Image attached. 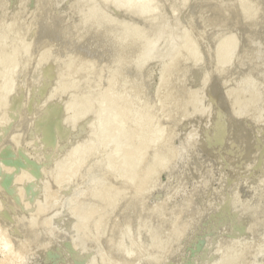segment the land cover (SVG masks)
Wrapping results in <instances>:
<instances>
[{
  "label": "rangeland",
  "instance_id": "rangeland-1",
  "mask_svg": "<svg viewBox=\"0 0 264 264\" xmlns=\"http://www.w3.org/2000/svg\"><path fill=\"white\" fill-rule=\"evenodd\" d=\"M146 1L0 0V65H2L0 66V264H93V261H99L101 264H264V0H151L149 3L148 0ZM141 2H145L144 4H147L146 7L151 5L152 10L148 9L150 6L146 9L143 4L140 8L145 7V12L143 11L140 15H134L132 12L135 11L138 5H141ZM83 5L86 8L81 9ZM137 16L138 19L136 18ZM104 17H108L109 20L100 22L99 19ZM135 25H137L136 28ZM151 29H154L155 32L154 30L151 31ZM126 30L133 32L134 35L128 32L125 33ZM114 31L121 32L116 39H114L115 37L107 38ZM123 31L124 33H122ZM134 31L135 33L137 31V34ZM139 31L141 34L138 33ZM97 35L98 37H96ZM131 35L140 36L133 37L136 39L134 41L133 38L131 39ZM228 37H233L230 44L226 42ZM97 38L99 39L97 42H102V44L95 49V52L89 51V44L94 45ZM129 43L130 45L128 46ZM151 43L153 45H150ZM231 43L233 44L231 45ZM148 46L154 48V50L147 49L150 54L146 52L147 54L139 57L138 60L134 58L136 63L133 56L139 54L142 49H146ZM123 47L126 48L124 49ZM122 49L124 51L128 50V52L125 51V56L129 58L122 55L124 58L120 59V51H123ZM43 56L49 63H43L45 62ZM89 58L92 59L90 60ZM124 59H129V61ZM63 61L65 62L63 63ZM82 61L83 65L87 64L88 61L84 68L94 67L96 69H88L90 72L86 71L87 73H85L84 68V73L82 69L79 71L77 67L79 69L83 67ZM78 62L79 65H75ZM17 63L18 65L22 63L24 65V67L22 65L23 69ZM40 63L42 66L45 65V71H43L42 66H38ZM67 64H69V68H67ZM134 64L136 67L133 66ZM88 65L90 66L87 67ZM36 66L39 68L38 72L40 73H38V80L34 83V78L37 79V73L34 72L37 70ZM54 66H57L55 67L57 71L53 69ZM60 67H62L61 72L58 71ZM12 68L13 74L11 73ZM75 68L78 73H74ZM15 69L16 71L14 72ZM22 70H24L23 73ZM42 71L45 73L44 75L48 74L50 80L54 76V80L59 79V82L61 83L62 81V83L59 84L58 81L50 82L47 77L44 78ZM63 71L65 72L64 76ZM115 71L117 74L114 73ZM16 73L17 76H14ZM41 73L43 80L46 79L49 84L53 82V86L50 85L52 88L48 86L47 88V82L44 85L41 82L38 84L40 85V87L38 86V91H36L39 94L40 90V95L38 96L36 92L33 94V91L34 88L36 90L37 83L41 80ZM89 74L90 77L88 78ZM83 77H86V80L89 79L88 82L85 80L84 86L83 81L85 78ZM109 77H113L110 82ZM76 79L78 81L75 82ZM174 82L176 86V83H178L180 90L177 92L178 94L180 93V96H177V98H175V94V97L172 96ZM9 83L14 87L11 90L8 87V85H11ZM56 84H58V88L60 85L59 91ZM66 84H68V87L65 86ZM42 85L47 89H43ZM75 85L80 90L79 94L78 92L76 93ZM176 86L175 88H177ZM19 87L21 89L20 92ZM84 87L85 89L90 88L91 90L89 91L93 93L84 90ZM49 88L50 90L52 89L51 92L56 90L55 94L48 92ZM16 89L18 90L16 91ZM13 90L15 95H17L14 99H12L15 96ZM60 90L63 93H60ZM71 90H75L74 93ZM9 92L10 95L8 94ZM45 92L51 97H43L42 93L44 94ZM67 92L68 94L65 95ZM107 92L110 94H107ZM118 92L122 95L120 96ZM135 93L136 95H134ZM105 94L106 96H104ZM30 95H33V98ZM87 96H90L89 100ZM107 96L114 98H108ZM169 96H172V98ZM45 98H47L46 102L44 101ZM116 98H120L119 108H122L124 102L128 101V105L127 103L126 105L130 108L129 111H127L126 106L124 107L125 111L129 112V116L127 117L126 112H124L123 117L125 115L129 121L125 117L122 121L123 123L125 120L127 121L125 122L126 126L129 123V130L132 127L134 131L133 121H135V124L137 122L139 125L137 128L135 127L134 132H137L138 127L142 123L144 131L146 125L149 126L147 130H149L150 138L162 133L158 140L155 139V141L153 139L151 141L152 144H149L151 142L149 138H146L148 133L146 134L147 131L143 132V128L141 132L139 131L140 136L144 133L145 137L142 136V140L139 135H137L139 140H137L138 137L136 135L134 138L132 130L133 135H131V138L128 134L129 139H132V137L133 139L130 141L126 138L128 140L127 143L143 141L146 146L145 149L144 144L141 142L143 145L141 153L144 150L146 151L143 153V157L140 154L139 159L141 157V161H137L138 166H135L137 169L134 167V170H132V178L135 180L131 178V172H122L124 168L117 166L115 162L113 163V168L109 165V168L115 169V173L118 170L117 174L113 173L112 170L113 175L109 171L104 173L101 171L104 166L102 167L103 163L101 164L100 162L102 159H99L100 165L95 162L98 160L97 157L94 160H85L86 163H80L83 152L86 154L90 150L89 147L93 151L92 155L97 152L98 147L96 152H94L95 147L93 145L79 146L77 149L79 151L77 152L83 151L81 152L82 155L80 154L81 159L80 155H78L79 153L73 155L74 152L70 157L68 149L71 148L73 142L75 143L78 140L74 136L77 133V129H70L69 132L68 128L65 130L68 132L67 134L65 132L59 135L60 128L62 129L61 125L64 126L66 124L64 122L70 118L69 116L72 117L73 114L84 115L83 118L85 120H82V123L88 121L87 119L90 117L89 122L104 123L106 118H109L110 110L115 109L118 103L116 101L114 105L113 101ZM23 99H25L24 102ZM56 99L60 101L56 102L57 105L53 103ZM32 100L34 101L32 102ZM25 101L28 106L25 105ZM104 101H106V109L104 106L103 108L106 112L103 110L100 113V118V114H97L98 106ZM215 101L216 104H214ZM97 102H100V104H97ZM111 102L114 106L113 108L111 107ZM59 103L61 104V109H59ZM86 103L90 107L89 105L86 106ZM107 103L108 105L110 103L108 110ZM78 105L80 106L78 107ZM51 106L60 110V113L57 111L58 113L56 114H48ZM117 109L118 105L115 111ZM91 110L96 114L95 116H93L94 113H89ZM119 110L122 112L123 109ZM84 111L85 114H83ZM121 112L118 113L121 114ZM88 113L90 116L87 115ZM102 113L104 114L102 115ZM144 116H148L150 119L148 120ZM120 117L121 120L122 114ZM138 117H142V119L139 118L138 120ZM43 118H45V121L48 118V122L52 126L50 129L55 133L54 138L59 135L60 138H56L59 143L54 139L55 142L53 144L52 142L45 143V136L48 130L46 131L47 128L44 127L42 128L44 130L39 129L37 125L41 123ZM218 123L226 124L219 128L222 129L219 132L216 126ZM93 127L90 126L87 130L89 131ZM29 128L32 129L31 132L33 128L35 129V135L30 134V132L28 135L26 130L30 131ZM112 129L110 131L107 130L111 134L109 135L110 137L112 136L111 131L115 133L118 127L116 126V129L112 127ZM71 130L72 133L74 131L73 135ZM17 132L18 138L15 137ZM125 134L123 138H125ZM25 135L29 137L26 138L28 139L26 141ZM216 135H218V141ZM61 136L65 138L63 139ZM146 141L148 142L146 143ZM18 143L20 144L18 145ZM55 143L57 144L56 147L58 144L59 147L55 148ZM48 144L49 147L47 146ZM134 145L132 143L133 148ZM126 146L123 148L124 152ZM130 146L128 147L130 148ZM107 147L105 148L107 149ZM48 148H51V153H48L49 156L47 154ZM109 148L106 151L107 153L111 150ZM106 149L103 148V150ZM38 151L41 153L39 154ZM104 152L102 151L100 154L104 155ZM106 152L105 155L107 154ZM120 152L122 153V151ZM127 152L126 154H129ZM116 153L118 151L115 152L113 157H110L112 162L115 155L118 156ZM130 153H132V150ZM44 155L48 158L46 156L42 158ZM122 155L125 156V153H122ZM37 156L40 157L38 158ZM123 156L119 158L122 159ZM151 157H153L152 160H150ZM115 159L117 162L118 157ZM74 160L77 162H74ZM111 161L110 163H112ZM152 161L159 163L154 165ZM69 162H73V164ZM103 162L107 163L104 160ZM119 162L123 165L121 160ZM119 162H117L118 165ZM62 163L65 165L70 164L69 167L66 165L69 168L65 170L66 173L71 171L72 167L74 168V164H83L84 166H81V170L84 168V173L80 171L73 177L71 176L72 179L69 174L67 176L65 173L64 177H68L70 180L63 177V182L61 179L58 181L60 183L65 182V185L59 182L56 183V178L58 177H55V175L56 172H60ZM107 164L104 165L108 167ZM148 164L153 165H150V167ZM87 166L93 168L90 169ZM148 166L150 169L146 168ZM123 167L125 166L123 165ZM143 169L154 174L151 177L146 171V176L151 177L146 180L147 177H143L145 174H143ZM96 170L100 173L99 181L96 179V177L98 178ZM95 173L96 176L93 175ZM88 174L92 175L90 178L95 176L92 180L93 182L95 180L94 187L96 186V188L93 187L91 179L88 180V183L86 182ZM129 174L131 181H127ZM50 175L53 178L51 180ZM122 175L124 176L121 178ZM140 175L143 179L140 178ZM115 177L118 178L116 179ZM103 178L104 182L105 178L107 181V183L105 182V188L103 186ZM74 179L77 184H74ZM108 179L111 182L109 184ZM140 179L143 183L142 186L139 185L141 183ZM145 181L146 186L144 185ZM66 182L68 183L66 184ZM86 184L90 186H85ZM69 185H71V188L73 187V190ZM75 185L78 186L77 189H81L80 191L78 190L79 192L76 191ZM98 185H101V188H98ZM50 186L53 187L51 188ZM108 186L109 188L104 193L103 190ZM86 187H89V189ZM114 187L115 192L117 189L119 197L115 194ZM49 188L50 190H48ZM92 188L96 189V194L92 191ZM120 190L122 192L124 190L121 195L119 193L121 192ZM96 191H101L99 194L102 204H100V200L98 202L99 194ZM83 192L84 194H82ZM77 193H80L78 197ZM92 193L96 196L98 195V197L90 196L93 195ZM43 195L47 196V198L45 197L44 199ZM5 197L8 199L6 200ZM63 197L66 204L70 200L72 202V204L68 203L70 205L67 206V209L65 202L63 203ZM22 199L25 202H22ZM74 199H76V202ZM82 200L83 202H81ZM27 202L33 204V207ZM24 204L28 205L24 208ZM34 205H42V208L38 211V206ZM13 206L17 210L22 206V208L20 207L22 214L26 212L25 216L21 214L24 220ZM29 206L33 209H29ZM126 206L129 208H126ZM34 207L39 212L38 216ZM43 208H47V211L44 212L43 210L46 209ZM60 208L61 210L65 208L63 209L64 214L68 211L70 217L67 214V219L69 218V222H71L69 225L71 227L74 226V229L76 228L79 231L81 237L83 236L82 239L77 236L78 232L76 235L73 227V230L71 229L73 237L70 232L69 234L66 231L63 232L64 228L62 232L60 231L61 234L58 231H54L55 224L53 225L49 221L54 222V218L55 220L56 218L58 219V212L61 216ZM81 209L83 211H80ZM113 209L114 211L112 212L111 210ZM125 209H128V212ZM11 211L15 216L18 214L20 217H15ZM102 211L104 212L103 217H101ZM71 212L72 214L75 213L73 216H78L79 214V219H82L83 215L82 221H86L87 224H83L79 220L80 222L77 221L79 224L76 222L78 225L76 226L74 221L78 220V218L74 219L75 217L72 216ZM86 212L87 215H85ZM90 212L92 219L90 218ZM30 213L33 217L29 215ZM5 215L9 216L5 217ZM50 215L51 217H49ZM13 216L16 220L12 221L11 217L13 218ZM29 216H31V220L36 216L35 222L38 220L36 225L32 220L34 225L32 226V232L29 227V222L31 221L28 220L30 219ZM47 216L48 219L46 218ZM64 216L66 217V215ZM71 216L74 221H72ZM86 216L88 219H85ZM63 217L60 218L64 222ZM42 218L46 219L43 220ZM43 221L44 223H42ZM24 222H28V225L23 227ZM80 223L82 224L81 226ZM92 223L96 225L94 229ZM60 224L62 225V223L56 225L62 228ZM15 225L16 227H14ZM44 225L46 226L44 227ZM50 225H53V227ZM56 225L55 228L61 230ZM83 225L84 230L82 228ZM48 226L51 227L52 231L48 230ZM35 227L37 229H34ZM80 228L82 231H80ZM38 231L40 235H38ZM83 231L84 233L82 234ZM34 236L35 238H33ZM76 237L78 239H75ZM103 259L106 260L105 263Z\"/></svg>",
  "mask_w": 264,
  "mask_h": 264
},
{
  "label": "bare ground",
  "instance_id": "bare-ground-1",
  "mask_svg": "<svg viewBox=\"0 0 264 264\" xmlns=\"http://www.w3.org/2000/svg\"><path fill=\"white\" fill-rule=\"evenodd\" d=\"M95 1H96V0H95ZM145 1H146V0H145ZM149 1H151V0H148V3H149ZM85 2H86V0H85ZM144 3H145V2H144ZM144 3L141 2V3H140L141 5H138L137 8L135 9V11L132 12V13H134V15H138V14L140 15V13L142 14V12H143L144 10H146L149 6H150V7H149L148 9L152 10V9H151V5H148V6L146 7L147 4L145 5ZM146 3H147V1H146ZM143 4L145 5L146 9H145V7L140 8L141 6H143ZM151 4H152V3H151ZM230 5H231V4H230ZM152 6H153V5H152ZM84 7L86 8V6L83 5V7H81V9L84 8ZM79 8H80V7H79ZM229 8H230V7H229ZM155 9H156V8H155ZM90 10H91V9H90ZM91 11H92V10H91ZM96 11H97V10H96ZM175 11H176V10H175ZM144 12H145V11H144ZM231 14H232V13H231ZM91 16H92V15H91ZM93 17H94V16H93ZM132 17H133V16H132ZM95 18H96V17H95ZM98 18H99V17H98ZM136 18L138 19V16H137ZM89 19H90V18H89ZM91 20H92V19H91ZM107 20H109L108 17H104L103 19H99L100 22H102V21H107ZM133 20H134V19H133ZM140 20H141V18H140ZM15 21H16V20H15ZM89 21H90V20H89ZM99 21H98V22H99ZM110 21H111V20H110ZM134 21H136V20H134ZM98 22H97V23H98ZM100 22H99V23H100ZM139 22L141 23V21H139ZM95 23H96V22H95ZM116 23H117V22H116ZM93 24H94V23H93ZM96 25H97V24H96ZM132 25H133V24H132ZM139 25H140V24H139ZM142 25H143V23H142ZM133 26H134V25H133ZM136 26H137V25H135V28H136ZM151 27H152V25H151ZM154 28H156V27H154ZM116 30H117V29H116ZM123 30H124V28H123ZM153 30H154V29H151V31H153ZM7 31H8V30H7ZM64 32H65V31H64ZM120 32H121V31H118V32H117V31H114V32L111 33V36L109 35L107 38L110 39V38L115 37L114 39H116V37L119 35ZM127 32H128L129 34H133V32H130L129 30H126V31H125V33H127ZM148 32H149V30H148ZM154 32H155V30H154ZM6 33H7V32H6ZM108 33H109V32H108ZM122 33H124V31H123ZM122 33H121V34H122ZM134 33H135V31H134ZM138 33H140V31H139ZM63 34H64V33H63ZM135 34H137V31H136ZM140 34H141V33H140ZM142 34H143V33H142ZM6 35H7V34H6ZM133 35H134V34H133ZM148 35H149V34H148ZM151 35H152V34H151ZM106 36H107V35H106ZM136 36L139 37L140 35H139V36L136 35ZM136 36H132V35H131V39H132L133 37L136 38ZM231 36H232V35H231ZM24 37H25V36H24ZM44 37H45V35H44ZM96 37H98V35H97ZM124 37H125V35H124ZM156 37H157V34H156ZM135 38H133V40H134ZM232 38H233V37H232ZM232 38L228 37V39H227L226 42H227L228 44H230V41L233 40ZM234 38H235V37H234ZM22 39H23V38H22ZM25 39H26V38H25ZM141 39H142V38H141ZM20 40H21V39H20ZM97 40L99 41L98 38L95 39V44H94V45L92 44L93 46L89 44V46H88V48H89L88 50H89V51H91V52H92V51L95 52V51H96L95 49H97L98 47H100V44H102V42H99V43H98ZM135 40H136V39H135ZM135 40H134V41H135ZM137 40H139V39H137ZM224 40H225V39H224ZM16 41H17V40H16ZM103 41H104V40H103ZM105 41H106V40H105ZM107 41H108V40H107ZM114 41H115V40H114ZM129 41H130V40H129ZM134 41H133V42H134ZM154 41H155V40H154ZM236 41H237V39H236ZM21 42H22V41H21ZM131 42H132V41H131ZM138 42H139V41H138ZM155 42H156V41H155ZM233 43H234V42H233ZM233 43H231V45H232ZM5 44H6V43H5ZM126 44H127V43H126ZM126 44H125V45H126ZM228 44H227V45H228ZM21 45H22V44H21ZM42 45H43V44H42ZM107 45H108V44H107ZM119 45H120V44H119ZM129 45H130V43L128 44V46H129ZM150 45H153V43H151ZM224 45H226V44H224ZM235 45H236V44H235ZM235 45H234V46H235ZM5 46H6V45H5ZM128 46L126 45V47H128ZM234 46H232V47H234ZM19 47H20V46H19ZM19 47H18V48H19ZM22 47H23V46H22ZM22 47H21V48H22ZM119 47H120V46H119ZM119 47H118V48H119ZM126 47H125V48H126ZM227 47H228V46H227ZM8 48H9V47H8ZM21 48H20V49H21ZM123 48H124V47H123ZM125 48H124V49H125ZM129 48H131V47H129ZM129 48H127V49H129ZM223 48H224V47H223ZM225 48H226V47H225ZM228 48H229V47H228ZM13 49H14V48H13ZM22 49H23V48H22ZM22 49H21V50H22ZM36 49H38V48H36ZM72 49H73V48H72ZM86 49H87V48H86ZM115 49L117 50V48H115ZM124 49H122L123 51H120V52H121V54H120V55H121V56H120V59H121V58L123 59V58H124L123 56H125L126 52H128V50H127V51L125 50V51H126V52H125ZM147 49H153V50H154V48L148 46V47H146V49H142V51H141L139 54H135V56H133V59H134V58H137V60H138L139 57H143V55L145 56V54H147V53L150 54V51L147 50ZM226 49H227V48H226ZM23 50H24V49H23ZM19 51H20V50H19ZM44 51H45V50H44ZM82 51H83V50H82ZM223 51H224V50H223ZM16 52H17V51H16ZM45 52H46V51H45ZM49 52H50V51H49ZM112 52H113V51H112ZM122 52H124V53H122ZM129 52H130V50H129ZM146 52H147V53H146ZM151 52H153V51H151ZM193 52H194V51H193ZM227 52H228V50H227ZM43 53H44V52H43ZM73 53H74V52H73ZM222 53H224V52H222ZM2 54H3V53H2ZM14 54H15V53H14ZM38 54H39V53H38ZM51 54H52V53H51ZM79 54H80V53H79ZM128 54L130 55V53H128ZM190 54H191V53H190ZM16 55H17V54H16ZM19 55H20V53H19ZM41 55H42V54H41ZM47 55H48V54H47ZM56 55H57V54H56ZM64 55H65V54H64ZM72 55H73V54H72ZM122 55H123V56H122ZM233 55H234V54H233ZM130 56H132V55H130ZM223 56H224V54H223ZM40 57H41V56H40ZM51 57H52V56H51ZM51 57H50V62H51ZM90 57H91V56H90ZM118 57H119V56H118ZM125 57H126V58H129V57H127V56H125ZM4 58H5V57H4ZM14 58L16 59L15 56H14ZM46 58H47V57H46ZM54 58H55V57H54ZM74 58H75V57H74ZM76 58H77V56H76ZM116 58H117V57H116ZM195 58H196V57H195ZM8 59H9V57H8ZM61 59H62V58H61ZM72 59H73V58H72ZM89 59H90V58H89ZM91 59H92V58H91ZM91 59H90V60H91ZM120 59H119V60H120ZM130 59H131V57H130ZM1 60H2V59H1ZM19 60H20V59H19ZM43 60H45L44 56H43ZM43 60H42V62H43ZM47 60H49V59L47 58ZM66 60H67V57H66ZM75 60H76V59H75ZM124 60H125V59H124ZM127 60L129 61V59H126L125 61H127ZM39 61H40V60H39ZM67 61H68V60H67ZM72 61H73V60H72ZM79 61H80V60H79ZM83 61H84V59H83ZM83 61H82V66H83V67H82V68L80 67V69L77 67V69H78L79 71H81V69L83 70L84 66L86 67V65L88 64V61H87V64L85 63L86 65H85V64L83 65ZM93 61H94V60H93ZM96 61H97V60H96ZM117 61H118V59H117ZM134 61H135V59H134ZM16 62H17V61H16ZM61 62H62V61H61ZM64 62H65V61H63V63H64ZM68 62H69V61H68ZM68 62H67V63H68ZM85 62H86V61H85ZM89 62L91 63V61H89ZM113 62H114V61H113ZM121 62H122V61H121ZM135 62H136V61H135ZM43 63H44V64H45V63L47 64V63H49V62L45 60V62H43ZM70 63H71V62H70ZM70 63H69V64H70ZM96 63H97V62H96ZM118 63H119V62H118ZM136 63H137V62H136ZM136 63H135V64H136ZM1 64H2V63H1ZM14 64H15V63H14ZM14 64H13V65H14ZM19 64L21 65L20 68H22V65H23V64H22V63H19ZM51 64H52V62H51ZM69 64H67V68L70 67V66H68ZM99 64H100V63H99ZM135 64L133 65L134 67H136ZM17 65H18V63H17ZM20 65H18V66H20ZM36 65H37V64H36ZM54 65H55V64H54ZM75 65L78 66V65H79V62H78V64H75ZM80 65H81V63H80ZM100 65H101V64H100ZM126 65H127V64H126ZM0 66H2V65H0ZM3 66H4V65H3ZM15 66H16V65H15ZM38 66L41 67V66H42L41 63H40V65L38 64ZM44 66H45V65H44ZM44 66H42V67H43V68H42L43 71L46 70V69L44 68ZM52 66H53V65H52ZM64 66L66 67L65 64H64ZM89 66H90V65H88L87 67H89ZM101 66H102V65H101ZM107 66H108V65H107ZM10 67H11V65L9 66V69H10ZM23 67H24V65H23ZM36 67H37V66H36ZM55 67H57V66H54V68H53L54 70L57 69V68H55ZM95 67H97V66H95ZM111 67H112V65H111ZM115 67H116V64H115ZM134 67H133V68H134ZM6 68H7V67H6ZM67 68H66V69H67ZM91 68L93 69L94 67H91ZM91 68H88V69H91ZM97 68H98V67H97ZM102 68H103V66H102ZM131 68H132V67H131ZM22 69H23V68H22ZM40 69H41V68H40ZM61 69H62V67H60V70H59V68H58V71L61 72ZM73 69H74V68H73ZM88 69L84 68L85 73L90 72ZM92 69H91V70H92ZM94 69H96V68H94ZM94 69H93V70H94ZM103 69H104V68H103ZM129 69H130V67H129ZM19 70H21V69H19ZM34 70H36V69H34ZM38 70H39V68L37 67V70H36L37 72L34 71L35 73H37V76L34 74V76H36V78H37V79L34 78V80H35L34 83H35V82L38 80V78H39V77H38V73H40V72H38ZM63 70H64V69H63ZM71 70H72V69H71ZM84 70H83V73H84ZM116 70H117V67H116ZM15 71H16V69L14 70V72H15ZM17 71H18V70H17ZM23 71H24V70H22V73H23ZM43 71H42V73H43ZM56 71H57V70H56ZM86 71H87V72H86ZM101 71H102V69H101ZM109 71H110V70H109ZM113 71H114V70H113ZM131 71H132V70H131ZM133 71H134V69H133ZM18 72H19V71H18ZM25 72H26V71H25ZM25 72H24V74H26ZM32 72H33V71H32ZM63 72H64V71H63ZM75 72H77V71H76V68H75L74 73H75ZM91 72H92V71H91ZM93 72L95 73V71H93ZM111 72H112V71H111ZM136 72H137V70H136ZM203 72H205V71H203ZM11 73L13 74V68H12V72H11ZM22 73H21V75L23 76ZM42 73H41V80L37 83V88H36V90H35V88L33 87V88H34L33 94H34L36 91H38V89H39V87H40V85H38V84H40V83L42 82V84L44 85V84L47 82L46 79L43 80V78H42L43 76H44V78L47 77V79H48L50 82H51V81H56V82L58 81V82H59V79L54 80V76H53V79H52V77H51V80H50V79L48 78V74H47V73H46V75H44L45 73H43V76H42ZM48 73H49V72H48ZM57 73H58V72H57ZM69 73H70V71H69ZM77 73H78V72H77ZM79 73H80V72H79ZM94 73H93V74H94ZM100 73H102V72H100ZM114 73L117 74L116 71H115ZM134 73H135V71H134ZM4 74H5V73H4ZM28 74H29V73H28ZM51 74H53V73H51ZM55 74H56V73H55ZM55 74H54V75H55ZM102 74H104V73H102ZM111 74H112V73H111ZM206 74H207V72H206ZM19 75H20V73H19ZM39 75H40V74H39ZM49 75H50V74H49ZM56 75H57V74H56ZM56 75H55V76H56ZM59 75H60V73H59ZM61 75H62V73H61ZM64 75H65V72L63 73V76H64ZM66 75H67V74H66ZM68 75H69V74H68ZM72 75H73V74H72ZM83 75H84V74H83ZM107 75H108V74H107ZM113 75H114V74H113ZM3 76H4V75H3ZM14 76H17V73H16V75H14ZM75 76H76V75H75ZM75 76H74V77H75ZM78 76H79V75H78ZM84 76H85V75H84ZM92 76H93V75H92ZM96 76H97V74H96ZM26 77H27V75H26ZM30 77H31V76H30ZM32 77H33V76H32ZM86 77H87V75H86ZM86 77H83V78H85L84 81H83V86L85 85L84 83H85ZM89 77H90V74H89L88 78H89ZM97 77H98V76H97ZM100 77H101V76H100ZM203 77H206V76H203ZM4 78H5V76H4ZM6 78H7V77H6ZM56 78H57V76H56ZM58 78H59V76H58ZM60 78H61V77H60ZM64 78H65V77H64ZM111 78H113V77H111ZM111 78L109 77V82H110V79H111ZM123 78H124V77H123ZM15 79H16V78H15ZM68 79H69V78H68ZM72 79H73V78H72ZM72 79H70V81H72ZM80 79H81V77H80ZM80 79H79V80H80ZM92 79H93V78H92ZM234 79H235V78H234ZM242 79H243V78H242ZM45 80H46V81H45ZM65 80H66V79H65ZM44 81H45V82H44ZM60 81H61V79H60ZM70 81H69V82H70ZM76 81H78V80L76 79L75 82H76ZM81 81H82V80H81ZM88 81H89V79L86 80V82H88ZM100 81H101V80H100ZM106 81H107V80H106ZM234 81H235V80H234ZM43 82H44V83H43ZM56 82H55V83H56ZM67 82H68V80H67ZM91 82H92V81H91ZM235 82H236V81H235ZM61 83H62V81H61ZM61 83L59 82V84H61ZM89 83H90V82H89ZM243 83H244V82H243ZM9 84H11V83H9ZM47 84H48V85H47ZM47 84H46V87H47V86L50 87V85H52L53 82H52L51 84H49V82H47ZM81 84H82V83H81ZM101 84H102V83H101ZM173 84L175 85V82H174ZM176 84H177V86H176V85H175V86H176L177 88H175V86L173 85V88H174L173 90H174V91H173V95L171 94L172 96H174V94H175V95H176V97L174 96L175 98H177V96H180V95H179L180 93H179V94L177 93V92L180 91V90H179V85H178V83H176ZM17 85H19V84H17ZM17 85H16V87H17ZM43 85H42L41 87H42L43 89L46 88L45 86L43 87ZM67 85H68V84H66L65 86H67ZM71 85H72V84H71ZM73 85H74V84H73ZM79 85H80V84H79ZM230 85H231V84H230ZM245 85H246V84H245ZM34 86H35V84H34ZM38 86H39V87H38ZM52 86H53V85H52ZM52 86H51L50 88H52ZM56 86H57V88H58V84H56ZM56 86H55V87H56ZM87 86H88V84H87ZM89 86H90V85H89ZM91 86H92V85H91ZM171 86H172V85H171ZM8 87H9V90H11V88H12V89L14 88L12 84H11V85H8ZM16 87H15V88H16ZM48 87H47V88H48ZM61 87H62V86H61ZM67 87H68V86H67ZM73 87H74V86H73ZM95 87H96V85H95ZM95 87H93V88L95 89ZM47 88H46V89H47ZM50 88H49L48 92L55 94V92H56L55 88H54L55 91H53V92H51L52 89L50 90ZM59 88H60V85H59ZM59 88H58V91H59ZM75 88H76V85H75ZM98 88H99V86H98ZM106 88H108V87H106ZM109 88H110V87H109ZM117 88H118V86H117ZM133 88H134V86H133ZM137 88H138V84H137ZM241 88H243V86H241ZM19 89H20V87H19ZM64 89H65V87H64ZM64 89H62V90L64 91ZM79 89H80V88H79ZM169 89H170V87H169ZM175 89H176V90H175ZM243 89H244V88H243ZM14 90H15V89H14ZM14 90H13V93H14V95H15ZM17 90H18V89H16V91H17ZM29 90H30V89H29ZM66 90H67V89H66ZM77 90H78V87L76 88V93L78 92V94H79V93H80V90H78V91H77ZM84 90H86V91L88 90V91H89V90H91V89H90V88L85 89V87H84ZM126 90H127V89H126ZM177 90H178V91H177ZM241 90H242V89H241ZM20 91H21V89L19 90V92H20ZM42 91H43V90H42ZM58 91H57V92H58ZM71 91H73V90H71ZM74 91H75V90H74ZM74 91H73V93H74ZM92 91H93V89H92ZM106 91H107V90H106ZM118 91H119V90H118ZM227 91H228V90H227ZM84 92H85V91H84ZM89 92H90V93H93V92H91V91H89ZM94 92H95V91H94ZM137 92H138V91H137ZM167 92H168V91H167ZM11 93H12V91H11ZM30 93H31V92H30ZM36 93H37V92H36ZM45 93H46V92H45ZM45 93H44V94H45ZM60 93H63V92H61V90H60ZM73 93H72V94H73ZM82 93H83V92H82ZM124 93H125V90H124ZM169 93H171V92H169ZM181 93H183V91H181ZM227 93H228V92H227ZM231 93H232V91H231ZM8 94L10 95V92H9ZM21 94H22V93H21ZM37 94H38V93H37ZM37 94H36V95H37ZM44 94L42 93L43 97H45V96H46L47 98H48V97H49V98L51 97V96H48L47 93H46L45 95H44ZM48 94H49V93H48ZM66 94H68V92L65 93V95H66ZM87 94H89V93H87ZM87 94H85V95H87ZM103 94H104V93H103ZM107 94H110V93L107 92ZM116 94H117V93H116ZM118 94L120 95L119 92H118ZM128 94H129V92H128ZM161 94H162V93H161ZM18 95H19V94H18ZM39 95H40V90H39V94H38V96H39ZM59 95H60V94H59ZM83 95H84V93H83ZM121 95H122V94H121ZM121 95H120V96H121ZM131 95H132V94H131ZM131 95H130V96H131ZM134 95H136V93H135ZM134 95H133V96H134ZM235 95H236V94H235ZM235 95H234V96H235ZM11 96H13V95H11ZM62 96H63V94H62ZM104 96H106V94H105ZM113 96H114V94H113ZM116 96H117V95H116ZM120 96H119V97H120ZM166 96H167V95H166ZM172 96H171V97L169 96V97L172 98ZM16 97H17V95L13 96L12 99H14V98H16ZM25 97H26V96H25ZM30 97L33 98V95H30ZM43 97H42V99H44ZM58 97H59V96H58ZM87 97H88V100H89V99H90V96H87ZM107 97H108V96H107ZM111 97H112V96H111ZM111 97H108V98H111ZM34 98H35V97H34ZM36 98H37V97H36ZM47 98H45V100H44L45 102H46V99H47ZM54 98H55V97H54ZM56 98H57V94H56ZM113 98H114V97H112V99H113ZM120 98H121V97H120ZM120 98H116V100L113 101V102H114V105H115V102L118 101V103H117V105H118V109H117V111H115L117 105H116V107H115V109H114V108H113L114 106H113V104H112V102H111V105H112L111 107L114 109V111H113V109L110 108V109H111V110H110L111 113H109V116H108L109 118H106V121H104V123H102V124H101V123H100V124H97V123H95L96 121H95V122H94V121H90V122H89V120L91 119V117L87 119L88 121L82 123V120H85V119L83 118L84 115H83V116H80V114H76V115L73 114L72 117L69 116L70 118L67 119L66 122H64V123H66V124L62 123V124H64V126L61 125L62 129L59 127V128H60L59 135H60L61 133H65V132H66L65 130L68 129V128H69V132H70V129H77V130H76V132H77L76 134H74V131H73V133H72V130H71V134H72V135L74 134V136H76L75 138H77L78 140H76L75 143L73 142V143L71 144V148H70V145H69V148H70V149H68V151L71 153V154L69 153V156H70V157H71V155H72L73 152H74L73 155H74L75 153H79V152H77V151H79V150H77V149L79 148V146H82V145H88V146L93 145V146L95 147V151H94V152H96V149H97V147H98L97 152L99 151V153L96 152V153H94V155H92V152H93V151L91 150L90 147H89V149H90L91 151L89 150L86 154H85V152H83L82 150H80L81 152H83V153L85 154V155L83 154V156H82V160H80V161L78 160L80 163H84L85 160H89V159L94 160V159H96V157H97L98 160H96L95 162H98L99 165H100V162H101V164L103 163L102 167H103V166L106 167V168H104V167L101 168V171H103V173L109 171V173H111V174L113 175V173H115V172H114L115 169H111V168H109V165H110V167L113 168V167H114V164H113V163L115 162V163L117 164V166H120L122 169L124 168V169L122 170V172H125V173H126V172H129V173L131 172V178H132V170H134V167H135L136 165L138 166L137 161H139V160L141 161V157H140V159H139V156H140V154H142L141 156L143 157V153H144L146 150H144V152L142 151V153H141V149L143 150V145L141 144V142L143 143V141H141V142L139 141L140 143L137 142V141H134V142H128L129 145H127V144H128L127 141H128V140L132 141V139H133V137H134L135 135H136V136H137V135L140 136V132H141V129H142L143 127H142V123H141L140 127H138V130H137V132H139V131H140V132L137 134V132H134V131H135V127L137 128V126H138L139 124H137V122H136V124H135V121H133V123H134L135 126L133 125V123H131V124H132L133 127H134V131H133V128H132V127H130V129L133 131L134 135H133L132 131L129 130V127H128V124H129V123H127V126H126V123H125V122H127L126 120H128L127 117L129 116V112L127 113V111H129L130 108L127 106V105H128V101H125V102L123 101V102H124L123 107H122V108H119V101H120L119 99H120ZM130 98H131V97H130ZM242 98H243V97H242ZM28 99H29V98H28ZM84 99H85V98H84ZM102 99H103V96H102ZM137 99H138V97H137ZM160 99H161V98H160ZM247 99H248V98H247ZM15 100H16V99H15ZM24 100H25V99H23V102H24ZM104 100H105V99H104ZM108 100H109V99H108ZM110 100H111V99H110ZM122 100H123V99H122ZM140 100H141V99H140ZM212 100H213V98H212ZM221 100H222V99H221ZM16 101H17V100H16ZM26 101H27V98H26ZM26 101H25V103H26ZM33 101H34V100H32V102H33ZM35 101H37V100L35 99ZM57 101L60 102L59 99H58V100L56 99V101L53 102V103L56 104ZM75 101H76V100H75ZM92 101H93V100L91 99V102H92ZM111 101H112V100H111ZM20 102H21V101H20ZM27 102H28V101H27ZM30 102H31V100H30ZM30 102H29V103H30ZM71 102H72V101H71ZM71 102H70V104H71ZM85 102H86V101H85ZM107 102H108V101H107ZM109 102H110V101H109ZM135 102H136V101H135ZM142 102H143V101H142ZM146 102H147V101H146ZM212 102H213V101H212ZM18 103H19V102H18ZM18 103H17V104H18ZM73 103H74V102H73ZM92 103H93V102H92ZM121 103H122V102H121ZM126 103H127V105H126ZM140 103H141V102H140ZM150 103H151V102H150ZM156 103H157V102H156ZM209 103H210V102H209ZM218 103H219V102H218ZM234 103H235V102H234ZM30 104H31V103H30ZM32 104H33V103H32ZM49 104H50V103H49ZM97 104H100V102H99V103L97 102ZM105 104H106V101L102 102L101 105L98 106V107H99V108H98V112H99V113L97 112V114H100L101 112H103V110L106 109V108H105ZM135 104H136V103H135ZM135 104H134V105H135ZM141 104H142V103H141ZM159 104H160V102H159ZM214 104H216V101H215ZM25 105H27V103H26ZM56 105H57V104H56ZM60 105H61V104L59 103V109H61V108H60ZM63 105H64V103H63ZM84 105H85V104H84ZM88 105H89V104H88ZM88 105H87V103H86V106H88ZM107 105H108V103H107ZM121 105H122V104H121ZM134 105H133V106H134ZM150 105H151V104H150ZM210 105H211V104H210ZM27 106H28V105H27ZM53 106H54V104H53ZM53 106H51V109H50V111L48 112V114H49V113H50L51 115H52V114H56V113H58L57 111H59V113H60V110H57V109H56L55 107H53ZM79 106H80V105H78V107H79ZM103 106H104L105 109L103 108ZM109 106H110V103H109V105L107 106V110H108V107H109ZM124 106H126L127 111H125V107H124ZM133 106H132V107H133ZM140 106H141V105H140ZM153 106H154V105H153ZM244 106H245V105H244ZM18 107H19V104H18ZM56 107H57V106H56ZM64 107H65V106H64ZM84 107H85V106H84ZM89 107H90V105H89ZM132 107H131V108H132ZM145 107H146V105H145ZM211 107H212V106H211ZM16 108H17V106H16ZM23 108H24V107H23ZM81 108H82V107H81ZM134 108H135V106H134ZM137 108H138V107H137ZM137 108H136V110H137ZM21 109H22V106H21ZM96 109H97V107H96ZM119 109H123L122 112H121ZM151 109H152V108H151ZM204 109H205V108H204ZM245 109H246V108H245ZM83 110H84V109H83ZM85 110H86V108H85ZM141 110H142V108H141ZM18 111H19V110H18ZM18 111H17V112H18ZM79 111H80V110H79ZM112 111H113V112H112ZM139 111H140V110H139ZM147 111H148V110H147ZM204 111H205V110H204ZM10 112H11V111H10ZM75 112H76V111H75ZM81 112H82V111H81ZM86 112H87V110H86ZM105 112H106V110H105ZM105 112H104V113H105ZM118 112H121V114H122V119H121V120H120V118H121V117H120L121 114H119ZM124 112H126V114H127L126 116H127V117L124 115V117H125L126 120H125L124 123H123L122 120H123V118H124V117H123V113H124ZM131 112H132V109H131ZM133 112H134V111H133ZM27 113H28V112H27ZM89 113H94V112H92V110H91ZM89 113H88L87 115H89ZM104 113H102V115H103ZM138 113H139V112H138ZM141 113H142V112H141ZM21 114H22V113H21ZM83 114H85V111H84ZM124 114H125V113H124ZM130 114H131V113H130ZM57 115H59V114H57ZM57 115H56V116H57ZM87 115H86V116H87ZM95 115H96V114L94 113L93 116H95ZM134 115H135V114H134ZM137 115H138V114H137ZM137 115H136V117H137ZM17 116H18V114H17ZM48 116H50V115H48ZM48 116H47V117H48ZM89 116H90V115H89ZM91 116H92V115H91ZM99 116H100V118H101V114H100ZM19 117H20V116H19ZM19 117H18V118H19ZM28 117H29V116H28ZM52 117H53V116H52ZM54 117H55V116H54ZM119 117H120V118H119ZM130 117H131V116H130ZM149 117H150V115H149ZM222 117H223V116H222ZM23 118H24V117H23ZM67 118H68V117H67ZM139 118H140V117H138V120H139ZM144 118H147L148 120L150 119V118H148V116H147V117L144 116ZM153 118H154V117H153ZM20 119L23 120L21 117H20ZM24 119H25V118H24ZM31 119H32V118H31ZM44 119H45V118H43V120H41V123H40V124H37V125L39 126V129H42L43 127H44V128H47L46 131L48 130V132H47V135L45 134V135H46V136H45V139H46L45 143L47 144V142H48V143L52 142V144H53V143L55 142L54 140H56V138L58 139L59 135H58V137L54 138L55 133H53V132L51 131V129H50L52 126H51V124H49V122H48V118L46 119L47 121H45ZM49 119H50V117H49ZM64 119H65V118H64ZM129 119H130V118H129ZM140 119H142V117H141ZM50 120H51V119H50ZM50 120H49V121H50ZM52 120H53V118H52ZM93 120H94V119H93ZM119 120H120V122H119ZM133 120H134V119H133ZM136 120H137V118H136ZM39 121H40V119H39ZM63 121H65V120H63ZM121 121H122V122H121ZM128 121H129V120H128ZM221 121H223V120H221ZM225 121H226V120H225ZM37 122H38V121H37ZM50 122H51V121H50ZM131 122H132V121H131ZM144 122H145V121H144ZM149 122H151V121H149ZM232 122H233V121H232ZM26 123H27V122H26ZM26 123H25V125H26ZM116 123H117V124H116ZM122 123H123V124H122ZM146 123H147V122H146ZM225 123H227V122H225ZM114 124H115V126H114ZM144 124H145V123H144ZM19 125H20V124H19ZM37 125H35V126H37ZM124 125H125V127H124ZM150 125H151V124H150ZM223 125H226V124L218 123V125H216V126H217V129H219V128H220L221 126H223ZM227 125H228V124H227ZM31 126H32V125H31ZM90 126H94V127L91 128V129L88 131L87 128L90 127ZM116 126L118 127V129H116ZM144 126H145V125H144ZM18 127H19V126H18ZM28 127H30V126H28ZM32 127H33V126H32ZM32 127H31V128H32ZM110 127H111V128H110ZM112 127H115V129H116V130H115V133L112 132V131H114V130L112 129ZM148 127H149V126L146 125V129H145V131H144V128H143V132H146V131H147L146 134H147L148 131H149V130H147V129H149ZM152 127H153V126H152ZM36 128H37V127H36ZM126 128H128V129L126 130ZM139 128H140V129H139ZM153 128H154V127H153ZM213 128H214V127H213ZM224 128H226V127H224ZM253 128H254V127H253ZM20 129H21V128H20ZM29 129H30V128H29ZM111 129H112L111 133H112V136H113V137H112V136L110 137V136H109V135H111L110 132H107V130L110 131ZM31 130H32V129H30V131L26 130L27 133H28V135H29V132H30V134L35 135V134H34V130H35V129L33 128V131H32V132H31ZM42 130H44V129H42ZM151 130H152V129H151ZM154 130H155V128H154ZM205 130H206V129H205ZM220 130H222V129H219V130H217V131L219 132ZM57 131H58V130H57ZM57 131H56V134H57ZM127 131H129V132L126 133ZM214 131H216V130L214 129ZM225 131H226V130H225ZM229 131H230V130H229ZM35 132H38V131H35ZM124 132H125L126 134H125ZM130 132H131V134H130ZM24 133H25V131H24ZM67 133H68V132H66L65 134H67ZM107 133H108V134H107ZM151 133H152V131H151ZM224 133L226 134V132H224ZM17 134H18V132L16 133V136H15V137H17ZM20 134H21V133H20ZM69 134H70V133H69ZM69 134H68V135H69ZM71 134H70V136H72ZM124 134H125V138H123V137H124ZM128 134L130 135V138H131V135H133L132 139H129V135H128ZM161 134H162V133H159L157 136H155V137H153V138H152V137L150 138V134L148 133V135L146 136V138H149V140H150V142H151V141H153V139H154V140H155V139L158 140V139L161 137V136H160ZM21 135H22V134H21ZM21 135H20V137H21ZM127 135H128V136H127ZM199 135H200V134H199ZM30 136H31V135H30ZM63 136H64V135H63ZM63 136H61V138H62ZM126 136H127V137H126ZM142 136H144V133H142L141 136H140L141 140H142ZM148 136H149V137H148ZM152 136H154V135H152ZM216 136H217V141H218V135H216ZM226 136H227V135H226ZM18 137H19V135H18ZM18 137H17V138H18ZM33 137H36V136H33ZM137 137H138V136H137ZM137 137H136V139H137ZM144 137H145V136H144ZM156 137H157V138H156ZM224 137H225V135H224ZM17 138H16V140H18ZM26 138H29V137H27V135H25V141L28 140V139H26ZM59 138H60V137H59ZM64 138H65V137H63V139H64ZM126 138H127L128 140H126ZM134 138H135V137H134ZM220 138H221V137H220ZM14 139H15V138H14ZM21 139H22V138H21ZM45 139H44V140H45ZM53 139H54V140H53ZM63 139H62V140H63ZM80 139H81V140H80ZM22 140H23V139H22ZM124 140H126V141H124ZM137 140H139V137H138ZM219 140H220V139H219ZM56 141H57V143H59L58 140H56ZM155 141H156V140H155ZM17 142H19V141H17ZM147 142H148V141H146V143H147ZM215 142H216V141H215ZM245 142H246V141H245ZM60 143H62V142L60 141ZM76 143H77V144H76ZM130 143H131V146H132V143H133V145L135 144L136 146L134 145V148H133V146H132V147L130 146ZM219 143H220V141H219ZM19 144H20V143H18V145H19ZM140 144H141V145H140ZM143 144H144V147H145V149H146L145 142H144ZM149 144H152V142L149 143ZM221 144H222V142H221ZM56 145H57V144L55 143V148L59 147V144H58L57 147H56ZM126 145H127V146H126ZM153 145H154V144H153ZM45 146H46V145H45ZM47 146L49 147V144H48ZM47 146H46V147H47ZM50 146H52V145H50ZM106 146H108V147L111 148V150H110V148H109V150H110L109 153L106 152L107 149H108V147H107V149L105 148ZM124 146H126L125 149H124L125 152L123 151ZM128 146H130V148H129ZM149 146H150V145H149ZM43 147H44V143H43ZM52 147H53V146H52ZM52 147H51V148H52ZM84 147H85V146H84ZM51 148H48L47 154H48V153H49V154L51 153ZM53 148H54V147H53ZM100 148H102V149H100ZM103 148L106 149V150H103ZM132 148H133V149H132ZM240 148H241V147H240ZM99 149H100V150H99ZM121 149H122V150H121ZM126 149H127L128 152L126 151ZM129 149H130V150H129ZM131 150H132V153H130ZM100 151H101V152H100ZM102 151H103V152L105 151L108 155H107V154L105 155V152H104V155H103V154H100V153H102ZM112 151H113L114 153H113ZM117 151H118V153H116V154H117L118 156L115 155V157L112 159V160H114V161L112 162L110 157H113V155H114L115 152H117ZM120 151H122L123 154L125 153V156H123L122 153H121ZM38 152H39V151H38ZM81 152H80L78 155H80V154L82 155ZM119 152H120V154H119ZM126 152L129 153V154H126ZM40 153H41V152H39V154H40ZM45 153H46V148H45ZM110 153H111V154H110ZM112 153H113V154H112ZM36 154H37V153H36ZM42 154H43V153H42ZM49 154H48V156H49ZM97 154H98V155H97ZM153 154H155V153H153ZM76 155H77V154H76ZM78 155H77V156H78ZM81 155L79 156L80 159H81ZM119 155L123 156L122 159L119 158V157H121V156H119ZM157 155H158V153H157ZM40 156H41V155H40ZM40 156H37V157L39 158ZM45 156H46V155H44V157H42V158H45ZM69 156H68V157H69ZM154 156H155V155H154ZM46 157H47V156H46ZM74 157H75V156H74ZM117 157H118L117 162H119V160H121V161L123 162V165H124L125 167H123V165H122L121 162H119V165H118V163L115 161V160H116L115 158H117ZM160 157H161V156H160ZM47 158H48V157H47ZM107 158H108V159H107ZM109 158H110V159H109ZM152 158H153V157H151L150 160H152ZM158 158H159V156H158ZM99 159H100V160L102 159V161H100ZM154 159H155V157H154ZM160 159H161V158H160ZM42 160H43V159H42ZM103 160L106 161L108 164L105 163V162H103ZM109 160H110L112 163H110ZM156 160H157V159H156ZM37 161H38V160H37ZM39 161H40V160H39ZM75 161H76V160H74V162H75ZM81 161H82V162H81ZM99 161H100V162H99ZM157 161H160V160H157ZM76 162H77V161H76ZM65 163H66V162H65ZM69 163H70V162H69ZM80 163H79V164L76 163V164H78V166H76V164H74V168L72 167V169H71V166H70L71 171L68 170L69 172H67V173H66L65 170H66V169H69V168H68L69 165H70V164H73V162L70 163L69 165H67V164H68V162H67L66 165H67L68 167H67L64 163H62V164H61V167H62V168H61V170H59L60 172H56V175H55V177H58V178H56V179H57V180H56V183H57V182L60 183V181H58L59 179H61L62 182H63V179H64V178H68V177H64V176H65V173H66L67 176H68V174H69V177L71 178V176L73 177V176H74L75 174H77L78 172H80V171L83 172V171H84V170H83L84 168L81 170V166H84V165H83V164L81 165ZM85 163H86V162H85ZM91 163H92V162H91ZM149 163H150V162H149ZM152 163H153L154 165H156V164L159 163V162H155V163H156V164H155L154 161H152ZM104 164H107L108 167L105 166ZM116 164H115V167H116ZM120 164H121V165H120ZM153 164H152V165H153ZM79 165H80V167H79ZM148 165H149V164H148ZM150 165H151V164H150ZM150 165H149V166H150ZM152 165H151V166H152ZM75 166H76V167H75ZM93 166H94V165H93ZM149 166L146 167V168L150 169ZM151 166H150V167H151ZM157 166H158V165H157ZM157 166H156V168H157ZM58 167H59V165H58ZM85 167H86V164H85ZM87 167H89V166H87ZM96 167H97V166H96ZM120 167H119V169H120ZM144 167H145V166H144ZM89 168H90V167H89ZM92 168H93V167H92ZM92 168H90V169H92ZM108 168H109V169H108ZM126 168H127V170H126ZM156 168L154 169V172H155ZM110 169H111V171H110ZM135 169H137V167H135ZM87 170L89 171V169H87ZM87 170H86V171H87ZM112 170H113V173H112ZM120 170H121V169H120ZM151 170H152V169H151ZM98 171H99V169H98ZM98 171L96 170V173L98 174V178L96 177L97 181H99L98 179H99V174H100ZM143 171H144V172H143ZM143 171H142L143 174L145 173L144 175L141 174V175H143V177L146 176L147 173H148L150 176H151L152 174H154V173H152V174L149 173L148 170H146V171H147V173H146L145 169H143ZM149 171H150V170H149ZM117 172H118V170L116 171L115 174H117ZM119 172H120V171H119ZM150 172H153V171H150ZM49 173H50V172H49ZM58 173H59V174H58ZM83 173H84V172H83ZM91 173H92V172H91ZM96 173L93 174V175L96 176ZM103 173H101V174L103 175ZM125 173H124V175H125ZM57 174H58V175H57ZM85 174H87V173L85 172ZM118 174H119V173H118ZM83 175H84V174H83ZM107 175H108V174H107ZM124 175H122L121 178H122ZM141 175H140V178L143 179V177H142ZM50 176H51V175H50ZM90 176H92V175L88 174V179H86V178L84 177V178L86 179V182H87V183H88V180H90V179H91V183L93 182L92 179H94L95 176H94V177H91V178H90ZM100 176H101V175H100ZM114 176H115V175H114ZM114 176H113V177H114ZM150 176H146V177H147L146 180H148L149 178L152 177V176H151V177H150ZM55 177H54V178H55ZM63 177H64V178H63ZM76 177H77V176H76ZM76 177H75V178H76ZM134 177H135V175H134ZM51 178H52V176L50 177V180H51ZM84 178H83V180H84ZM115 178L117 179L118 177H115ZM119 178H120V175H119ZM144 178H145V177H144ZM52 179H53V178H52ZM71 179H72V178H71ZM123 179H124V178H123ZM123 179H122V181H123ZM125 179H126V178H125ZM132 179L135 180L134 178H132ZM137 179H138V178H137ZM137 179H136V180H137ZM141 179H140V180H141ZM68 180H70V179L68 178ZM74 180H75V179H74ZM80 180H81V179H80ZM128 180L131 181V179H130V174H129V179H127V181H128ZM53 181H54V180H53ZM102 181H103V183H104L103 186H104V188H105V182L107 183L106 178H105V182H104V178H103ZM125 181H126V180H125ZM62 182H61V183H62ZM68 182H69V181H68ZM68 182H66V184H67ZM71 182H72V181H71ZM80 182H81V181H80ZM86 182H85V183H86ZM94 182H95V180H94ZM94 182H93V187H94ZM109 182H110V181H109V179H108V184H109ZM143 182H144V180H143ZM50 183H51V182H50ZM53 183H54V182H53ZM61 183H60V184H61ZM75 183L77 184V181H76V180H75L74 184H75ZM85 183H83V184H85ZM89 183H90V181H89ZM103 183H102V184H103ZM110 183H111V182H110ZM118 183H119V181H118ZM122 183H123V182H122ZM125 183H126V182H125ZM128 183H129V182H128ZM132 183H133V181H132ZM134 183H135V182H134ZM139 183H140V181H139ZM139 183H138V184H139ZM62 184L65 185V182L62 183ZM96 184H98V183H96ZM100 184H101V181H100ZM142 184H143V183H142V180H141V183H140L139 185L142 186ZM145 184H146V181H145L144 185H145ZM112 185H113V184H112ZM146 185H147V184H146ZM146 185H145V186H146ZM59 186H60V185H59ZM59 186H58V187H59ZM69 186H70V188H71V185H69ZM75 186H76L75 189H77L78 186H77V185H75ZM75 186H74V187H75ZM85 186H90V185H87V184H86ZM85 186H84V188H85ZM50 187H51V186H50ZM52 187H53V186H52ZM52 187H51V188H52ZM99 187L101 188V185H98V188H99ZM134 187H135V186H134ZM68 188H69V187H68ZM86 188L89 189V187H86ZM94 188H96V186H95ZM107 188H109V186L106 187V189H104V190L102 189L104 193H105V191H107ZM116 188H117V187H116ZM120 188H121V186H120ZM139 188H141V187H139ZM46 189H47V188H46ZM64 189H65V187H64ZM64 189H63V190H64ZM71 189L73 190V187H72ZM92 189H93V188H92ZM111 189H112V187H111ZM123 189L125 190V188H123ZM144 189H145V188H144ZM48 190H50V188H49ZM66 190H67V188H66ZM78 190L80 191L81 189L78 188L76 191H78ZM95 190H96V189H95ZM95 190L93 189L92 191H94V193H95ZM113 190H114V192H115V187H114ZM124 190H123V192H124ZM70 191H71V190H70ZM74 191H75V190H74ZM76 191H75V193H76ZM79 191H78V192H79ZM88 191H89V190H88ZM109 191H110V190H109ZM120 191H121V192H119V193H120V195H121L123 192H122V190H120ZM136 191H138V190H136ZM45 192H46V191H44V193H45ZM64 192L66 193V191H64ZM68 192H69V189H68ZM85 192H86V190H85ZM90 192H91V191H90ZM96 192H97V191H96ZM99 192H101V191H99ZM99 192H97V193L99 194ZM44 193H42V194H44ZM48 193H49V191H48ZM56 193H57V192H56ZM72 193L75 194L73 191H72ZM94 193H92L93 195H90V194H89V195H90V196H96V195H94ZM0 194H1V193H0ZM46 194H47V192H46ZM59 194H60V192H59ZM61 194H62V193H61ZM79 194H80V193H79ZM79 194L77 193V197L79 196ZM82 194H84V192H83ZM95 194H96V193H95ZM109 194H110V193H109ZM115 194H117V189H116ZM85 195H86V194H85ZM85 195H84V196H85ZM43 196H44V195H43ZM49 196H50V195H49ZM57 196H58V195H57ZM101 196H103V194H101ZM105 196H106V195H105ZM117 196L119 197V194H117ZM45 197L47 198V196H44L43 198L45 199ZM51 197H52V196H51ZM51 197H50V198H51ZM60 197H61V196H60ZM81 197H82V195H81ZM81 197H80V198H81ZM97 197H98V195L96 196V198H97ZM99 197H100V194H99ZM99 197H98V202H99V200L101 201V197H100V199H99ZM112 197H113V196H112ZM134 197H135V196H134ZM5 198H6V197H5ZM41 198H42V196H41ZM82 198H83V197H82ZM102 198H103V197H102ZM104 198H105V197H104ZM7 199H8V198H6V200H7ZM57 199H58V198H57ZM94 199H95V197H94ZM116 199H117V197H116ZM138 199H139V198H138ZM64 200H65V199H64V197H63V203L65 202ZM78 200H80V199H78ZM87 200H89V199H87ZM90 200H91V198H90ZM95 200H96V199H95ZM95 200H94V201H95ZM19 201H20V200H19ZM23 201L25 202V200L22 199V202H23ZM53 201H55V200H53ZM56 201H57V200H56ZM66 201H67V200H66ZM74 201L76 202V199H74ZM113 201H114V200H113ZM49 202H50V201H49ZM69 202L72 204L71 200L68 201L67 204H68ZM75 202H74V203H75ZM81 202H83V200H82ZM96 202H97V201H96ZM12 203H13V202H12ZM27 203H29V202H27ZM45 203H46V202H45ZM47 203H48V200H47ZM51 203H52V202H51ZM74 203H73V204H74ZM87 203H88V202H87ZM103 203H105V202L103 201ZM107 203H108V202H107ZM14 204H15V203H14ZM29 204H30V203H29ZM53 204H54V202H53ZM56 204H57V203H56ZM65 204H66V202H65ZM67 204H66V209H67V206L70 205V204H68V205H67ZM78 204H79V203H78ZM94 204H95V203H94ZM100 204H102V201L100 202ZM112 204H113V203H112ZM22 205H23V204H22ZM24 205H25V204H24ZM26 205H28V204H26ZM26 205L24 206V208L26 207ZM31 205H32V207H33V204H30V206H31ZM42 205H43V204H42ZM42 205H41V206L37 205L38 207H37L36 205H34V206H36V207L38 208V211H39V209L42 208ZM58 205H59V203H58ZM80 205H81V204H80ZM103 205H104V204H103ZM9 206H11V205H9ZM30 206H29V209H33V208H30ZM50 206H51V208H52V204H51ZM63 206H64V205H63ZM90 206H91V205H90ZM92 206H93V205H92ZM104 206H105V205H104ZM104 206H103V208H104ZM128 206H130V205L128 204ZM13 207H14V206H13ZM20 207L22 208V206H20ZM20 207H19V210L15 209V207H14V209L16 210L17 213H19V215L22 214V212H21L22 209H20ZM36 207H34V208H35V211H37V210H36ZM45 207H46V204H45ZM48 207H49V206H48ZM61 207H62V205H61ZM72 207H73V206H72ZM76 207H77V206H76ZM81 207H82V206H81ZM88 207H89V206H88ZM101 207H102V206H101ZM113 207H116V206H113ZM6 208H7V204H6ZM27 208H28V207H27ZM51 208H50V210H51ZM70 208H71V207H70ZM86 208H87V206H86ZM126 208H129V207L126 206ZM43 209H46V210H43L44 212L47 211V208H43ZM63 209H65V208H63ZM63 209H62V210H63ZM88 209H89V208H88ZM88 209H87V210H88ZM23 210H24V209H23ZM26 210H27V209H26ZM50 210H49V211H50ZM60 210H61V208H60ZM62 210H61V216H60V214H59V212H58V215H57V216L59 217L58 219L56 218V220H55V218H54V219H53L54 222H53V221H49V222H50L51 224L53 223V225H54V224L56 225V224L62 223V225L60 224V225L62 226V228L58 225V227L61 228V230H59V229L57 230V229L55 228V225H54V231H58V232L60 233V231L62 232V229L64 228V229H63V232L66 231L67 234H69V232L72 234L73 231L71 232V229H72V227H73V229H74V226L71 227V226L69 225V224L71 223V222H69L70 219H69V218L67 219V214H68V217H70V216H69V213H68V211H67V213L64 214V210H63V212H62ZM84 210H85V209H84ZM93 210H94V209H93ZM125 210H127V212H128V209H125ZM38 211H37V213H38L37 216L39 215V212H38ZM43 211H42V213H43ZM70 211H71V209H70ZM70 211H69V212H70ZM80 211H83V210L81 209ZM89 211H90V209H89ZM89 211H87V212L89 213ZM97 211H98V210H97ZM106 211H107V209H106ZM111 211L113 212L114 209L111 210ZM6 212H7V210H6ZM23 212H24V211H23ZM32 212H33L34 215H35V212H34L33 210H32ZM72 212H73V211H72ZM72 212H71V214H72ZM87 212H86L85 215H87ZM8 213L10 214V212H8ZM11 213H12V211H11ZM78 213H79V212H78ZM103 213H104V212L102 211V216H101V217H103ZM109 213H110V211H109ZM4 214H5V211H4ZM25 214H26V212H25ZM25 214L23 213L22 215L25 216ZM73 214H75V213H73ZM73 214H72V216H73ZM94 214H96V213H94ZM100 214H101V213H100ZM12 215H14V213H12ZM22 215H21V218L23 219V216H22ZM29 215H31V213H30ZM55 215H56V214H55ZM64 215H66V217H65ZM111 215H112V214H111ZM8 216H9V215H8ZM8 216L5 215V217H8ZM14 216H15V215H14ZM14 216H13V218L11 217V220H12V221H13V220H16V218H14ZM16 216H18V214H16ZM16 216H15V217H16ZM31 216L33 217V215H31ZM31 216H29L30 219H28V220H31ZM44 216H45V215H44ZM63 216H64V217H63ZM72 216H71V217H72ZM78 216H79V214H78ZM78 216L74 215L73 217H75L74 219H76V217L78 218ZM88 216H89V215H88ZM90 216H91V217H90ZM90 216H89V217L92 219V214H91V212H90ZM95 216H96V215H95ZM98 216H99V215H98ZM5 217H4V219H5ZM18 217H20V216H18ZM29 217H28V218H29ZM35 217H36V216H35ZM35 217H34V219H35ZM49 217H51V215H50ZM55 217H56V216H55ZM60 217H63V218H64V222L62 221V219H61ZM73 217H72V221H74ZM80 217H81V215H80ZM93 217H94V215H93ZM21 218H20V220H21ZM25 218H26V217H25ZM46 218L48 219V216H47ZM46 218H45V219H46ZM83 218H84V216L82 215V219H83ZM4 219H3V220H4ZM34 219H32V220L34 221V224L36 225V223H37L38 220L35 222ZM42 219H43V218H42ZM45 219H43V220H45ZM50 219H51V218H50ZM82 219H79V218H78V220L74 221L75 225L78 226L77 224H79V222L82 221ZM85 219H88V217L86 216ZM98 219H99V217H98ZM5 220H6V219H5ZM11 220H10V221H11ZM20 220H19V221H20ZM23 220H24V219H23ZM26 220H27V219H26ZM32 220H31L30 222L28 221V222H29V227L31 228V232L33 231V227H32V226H34ZM79 220H80V221H79ZM96 220H97V219H95V221H96ZM99 220H100V219H99ZM127 220H128V219H127ZM8 221H9V220H8ZM59 221H60V222H59ZM77 221H79V222H77ZM87 221H88V220H87ZM97 221H98V220H97ZM28 222H27V223L24 222L23 227H24L25 225H28ZM57 222H58V223H57ZM76 222H77V224H76ZM82 222H83V224L86 223V221H82ZM89 222H90V221H89ZM93 222H94V221H93ZM98 222H99V221H98ZM98 222H97V224H98ZM5 223H6V222H5ZM9 223H10V222H9ZM40 223H41V222H40ZM42 223H44V221H43ZM46 223H47V222H46ZM72 223H73V222H72ZM106 223H107V222H106ZM63 224H65V226H63ZM86 224H87V223H86ZM92 224L94 225V226H93V229H94L96 225H95V223H92ZM92 224H91V225H92ZM99 224H100V222H99ZM101 224L103 225V223H101ZM11 225H13V224H11ZM39 225H40V224H39ZM53 225H52V226L50 225V226L53 227ZM81 225H82V224L80 223V226H81ZM17 226H18V225H17ZM20 226H21V225H20ZM42 226H43V225H42ZM45 226H46V225H44V227H45ZM76 226H75V227H76ZM99 226H100V225H99ZM104 226H105V225H104ZM14 227H16V225H15ZM44 227H43V228H44ZM48 227H49V226H48ZM51 227H49L48 230L52 231V229H50ZM56 227H57V225H56ZM58 227H57V228H58ZM12 228H13V227H12ZM18 228H19V227H18ZM82 228H83V230H84V225H83ZM14 229H15V228H14ZM34 229H37V227H35ZM73 229H72V230H73ZM97 229H98V228H97ZM102 229H103V228H102ZM16 230H17V229H16ZM46 230H47V229H46ZM74 230L76 231V235H77V232H78V235H77V236H80L79 238L82 239L83 236L81 237V235L79 234V231L76 230V228H75ZM104 230H105V229H104ZM17 231H18V230H17ZM21 231H22V229H21ZM28 231H29V229H28ZM28 231H27V232H28ZM39 231H40V230H39ZM39 231H38V235H40ZM80 231H82L81 228H80ZM148 231H149V229H148ZM36 232H37V230H36ZM98 232H99V231H98ZM98 232H97V233H98ZM100 232H102V231L100 230ZM52 233H53V232H52ZM83 233H84V231L82 232V234H83ZM92 233H93V232H92ZM17 234H18V233H17ZM20 234H22V233H20ZM20 234H19V235H20ZM48 234H49V233H48ZM60 234H61V233H60ZM98 234H99V233H98ZM103 234H104V233H103ZM22 235H23V234H22ZM26 235H27V233H26ZM26 235H25V237H26ZM45 235H46V233H45ZM76 235H75V232H74V237H75ZM41 236H42V235H41ZM52 236H53V235H52ZM71 236L73 237V234H72ZM97 236H98V235H97ZM45 237H46V236H45ZM45 237H44V238H45ZM85 237H86V236H85ZM33 238H35V236H34ZM49 238H50V237H49ZM75 239H78V237H76ZM85 239H86V238H85ZM88 240H89V239H88ZM90 240H91V239H90ZM92 240H93V239H92ZM26 241H27V240H26ZM30 241H31V240H30ZM35 241L38 242V240H36V239H35ZM215 241H216V240H215ZM29 244H30V243H29ZM214 245H215V244H214ZM211 247H212V246H211ZM116 251H117V250H116ZM117 252H118V251H117ZM112 256H113V254H112ZM103 260H104V263H105L106 260H105V259H103ZM93 262H94L93 264H101L99 261H98V262H97V261H96V262L93 261ZM101 262H102V261H101ZM107 262H108V261H107ZM110 262H111V260H110ZM106 264H107V263H106Z\"/></svg>",
  "mask_w": 264,
  "mask_h": 264
}]
</instances>
